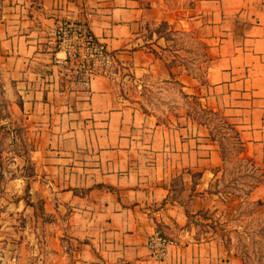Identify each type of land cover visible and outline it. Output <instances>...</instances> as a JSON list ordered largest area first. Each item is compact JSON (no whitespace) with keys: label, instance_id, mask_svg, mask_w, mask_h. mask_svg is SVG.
Instances as JSON below:
<instances>
[{"label":"crops","instance_id":"obj_1","mask_svg":"<svg viewBox=\"0 0 264 264\" xmlns=\"http://www.w3.org/2000/svg\"><path fill=\"white\" fill-rule=\"evenodd\" d=\"M195 1L205 83L164 58L163 33L145 34L170 18L165 0H0V63L32 143V172L0 201V244L23 261L242 264L214 237L194 239L186 229L197 213L190 202L212 208L204 199L215 195L224 167L220 144L189 100L223 114L245 155L264 168V0ZM65 19L88 21L119 67L95 77L90 92H60L54 35ZM163 84L178 85L186 104H148L149 88L171 99ZM156 230L177 242L163 260L147 246Z\"/></svg>","mask_w":264,"mask_h":264},{"label":"rangeland","instance_id":"obj_2","mask_svg":"<svg viewBox=\"0 0 264 264\" xmlns=\"http://www.w3.org/2000/svg\"><path fill=\"white\" fill-rule=\"evenodd\" d=\"M165 1L166 16L170 18L158 26L149 24L145 34L152 37L155 29L163 33L167 40V47L162 51L164 58L171 66L184 67L199 82L205 83L208 53L199 23L192 14L196 1ZM116 68L118 70L119 67ZM161 86L168 90L171 88V99L160 97L149 88L145 91L148 104L157 100L186 104L187 100L179 98L177 89L172 88L178 85ZM195 98L189 100L193 101V110L190 109L198 114L200 111ZM20 104L21 97L0 63V201L3 203L9 200L10 183L18 177L20 180L17 182L23 185L25 180L21 178L32 172L29 159L32 143L24 127V114L17 108ZM211 127L213 135L222 144L226 162L222 176L213 185L215 195L204 199L207 204L213 203L212 208L202 206L198 209V204L190 202L189 210H197V213L189 216L186 229L194 239L214 237L222 249L238 254L242 264H264V205L258 207L255 204V199L264 196V186L255 194L249 192L261 171L255 170L239 153L240 145L232 129L217 122L216 129L215 123ZM204 202L201 205H205Z\"/></svg>","mask_w":264,"mask_h":264},{"label":"built area","instance_id":"obj_3","mask_svg":"<svg viewBox=\"0 0 264 264\" xmlns=\"http://www.w3.org/2000/svg\"><path fill=\"white\" fill-rule=\"evenodd\" d=\"M55 50L62 53L54 56L55 65L60 66L62 83L60 92H90L92 80L100 75H111L118 67L113 54L92 32L88 21L65 19L55 30ZM176 240L155 231L147 246L153 258L163 260ZM0 264H28L23 261L18 249L0 244Z\"/></svg>","mask_w":264,"mask_h":264},{"label":"trees","instance_id":"obj_4","mask_svg":"<svg viewBox=\"0 0 264 264\" xmlns=\"http://www.w3.org/2000/svg\"><path fill=\"white\" fill-rule=\"evenodd\" d=\"M195 104H196V106H198L197 108L200 111V113H198V114L194 113L197 116V119L198 120L200 119L201 122H203L204 124H207L211 130H212V127H211L212 123H215V129H216V122H217V124L224 125L227 129H232L235 132V135H236L235 137L237 139L238 144L240 145L239 153L242 154L244 156V158H246L252 164V166L255 168V170L257 169V170L261 171V174L259 175L258 179L253 183V185L249 189V192L252 193V191H254L258 186H260L262 183H264V168L261 167L256 161H254L253 158L245 155V153H244L245 152V145H244V142L240 136L239 130L223 114L216 112L212 109H208L206 107H203L198 99H196ZM204 116H206V117H204ZM212 133H213V131H212ZM214 139L217 140L218 143L220 144L219 140L217 138H215V136H214ZM220 147L222 150V157H223V160L225 163L226 157H225V153H224V149L222 147V144H220ZM255 202H256L255 203L256 206H258V207L264 205L263 204L264 199H259Z\"/></svg>","mask_w":264,"mask_h":264}]
</instances>
